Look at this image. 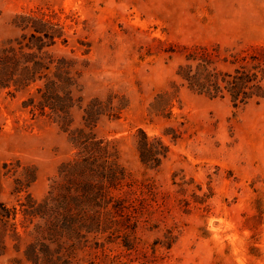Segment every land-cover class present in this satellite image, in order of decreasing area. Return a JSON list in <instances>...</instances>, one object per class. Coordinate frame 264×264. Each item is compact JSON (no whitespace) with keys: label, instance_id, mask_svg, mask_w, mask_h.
I'll list each match as a JSON object with an SVG mask.
<instances>
[{"label":"rangeland","instance_id":"obj_1","mask_svg":"<svg viewBox=\"0 0 264 264\" xmlns=\"http://www.w3.org/2000/svg\"><path fill=\"white\" fill-rule=\"evenodd\" d=\"M31 11L55 14L64 25L68 45L58 43L55 54L87 62L84 102L109 94L126 101L96 133L118 146L131 199L149 205L137 248L128 253L112 244L106 253L120 264H264V101L235 109L227 98L189 91L176 76L186 47L219 45L221 57L264 48V0H0V41L17 37L12 18ZM173 84L170 117L151 113L155 96ZM22 99L0 94V164L14 158L33 164L30 192L41 200L71 150L58 126L32 118ZM139 128L170 147L158 171L139 162ZM170 128L181 133L176 142L165 135ZM9 188L10 179L2 180V200L10 201ZM16 257L9 250L0 264H18Z\"/></svg>","mask_w":264,"mask_h":264},{"label":"trees","instance_id":"obj_2","mask_svg":"<svg viewBox=\"0 0 264 264\" xmlns=\"http://www.w3.org/2000/svg\"><path fill=\"white\" fill-rule=\"evenodd\" d=\"M55 17L33 11L16 14L11 25L18 36L0 41V94H20V107L32 118L56 124L71 150L41 200L30 192L37 178L33 164L17 158L0 164V195L2 180L10 179V201L0 198V256L10 250L18 264H120V257L106 250L112 244L128 253L137 248L135 234L147 220L149 204L144 198L131 199V174L119 148L99 137L96 127L103 118H118L126 101L109 94L84 102L80 81L87 62L52 51L58 43L68 45L65 27ZM185 49L176 70L181 86L210 99L227 98L235 109L264 101V48L224 57L219 45ZM219 63L230 70L220 69ZM172 89L155 96L151 113L170 117L178 87L173 84ZM75 110L80 112L78 122ZM180 134L172 128L165 132L172 142ZM134 145L146 170L158 171L170 153L161 136H148L141 128ZM87 252L94 258L79 257Z\"/></svg>","mask_w":264,"mask_h":264}]
</instances>
